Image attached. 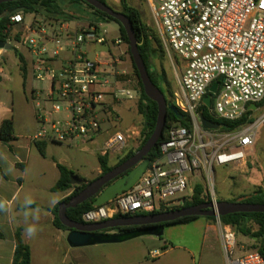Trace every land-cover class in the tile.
Here are the masks:
<instances>
[{"label":"built area","instance_id":"2783aa9c","mask_svg":"<svg viewBox=\"0 0 264 264\" xmlns=\"http://www.w3.org/2000/svg\"><path fill=\"white\" fill-rule=\"evenodd\" d=\"M144 1L162 48L180 63L172 101L190 118L191 127L171 126L159 146V157L128 190L84 213L83 224L173 211L191 200L195 190L192 180L202 175L214 193V167L244 165L256 129L264 127V104L260 105L264 100V0ZM67 14L72 19L76 15ZM41 18L33 16L31 22H25L22 13H15L5 31V43L26 49L38 66L35 79L48 84L50 109L37 115L38 129L31 140L69 147L93 141L108 119L118 120L116 103L140 98L132 81L125 79L123 51L119 49L122 40H111L105 21H95L90 15L81 14L83 23L72 31L68 22L49 21L55 23L51 28L39 24ZM96 46L107 51L89 60V51L100 54ZM87 47L90 49L82 50ZM3 51L0 49V61ZM214 83L217 88L211 94ZM209 94L207 109L214 118L231 122L247 116L252 122L228 132L203 130L198 116ZM256 112L260 115L253 120ZM139 133L112 132L99 155L118 150ZM215 219L226 264H264L258 251L237 255L233 228ZM160 253L153 251L152 258Z\"/></svg>","mask_w":264,"mask_h":264},{"label":"crops","instance_id":"0c3cea01","mask_svg":"<svg viewBox=\"0 0 264 264\" xmlns=\"http://www.w3.org/2000/svg\"><path fill=\"white\" fill-rule=\"evenodd\" d=\"M106 2L109 6L119 4V0ZM78 15L81 14H76L71 22H68L67 27L70 31L79 28L83 23ZM114 24L105 21L103 25L107 29ZM117 35L110 39H116ZM5 51L7 50L4 49L3 52ZM23 51L27 65L24 83L29 79L37 82L34 76L38 67L36 61L26 49ZM3 52L2 58L5 55ZM124 69L127 70V66ZM0 70L2 81L5 74L4 66H0ZM44 84H46L44 95L42 90L34 88L33 85L29 89V98L34 107L30 118L24 126L22 125L23 128L19 126L15 117L9 115L11 113L0 116V124L4 119H12L16 138L9 145L0 143V264H12L17 231H20L23 242L29 247L30 264H226L217 226L214 221H209L205 217L170 225L178 227L175 232L172 230L167 232L163 227L160 237L133 236L111 244L70 246L67 242L69 231L53 225L52 209L69 196L71 191L51 190L59 179L57 165L69 168L62 163V159L52 157L55 172L51 178L46 179L38 162L39 159L41 161V158H45L48 144L57 147L61 145L45 142V155L41 156L31 140L38 129L37 115L50 109L46 102L48 84ZM2 106L3 102L0 99V107ZM30 205L37 207L24 209ZM106 233L115 234L117 231L108 230ZM145 241H155L158 245L149 248ZM153 251L161 253L158 257L152 258ZM241 252L237 251V255Z\"/></svg>","mask_w":264,"mask_h":264},{"label":"rangeland","instance_id":"374dc122","mask_svg":"<svg viewBox=\"0 0 264 264\" xmlns=\"http://www.w3.org/2000/svg\"><path fill=\"white\" fill-rule=\"evenodd\" d=\"M128 5L136 8L141 16L142 21L146 24V26L153 30L154 37L158 39V36L154 30V24L148 7L144 0H127ZM115 11L120 12V5L111 6ZM25 22H31L33 19L32 15H24ZM42 21L39 24H44L47 26H51L53 28L55 23H50L49 21H45L41 18ZM117 24L115 23L112 26H109L106 30L108 32L109 38H115L117 33V38H120L119 31H117ZM11 38L14 37V33ZM122 40V39H121ZM155 46V45H154ZM15 49H10L3 52L4 58L0 61V66H4L5 74L3 75V79L0 83V99L3 102V106L0 107V116L2 114H9L16 118L17 123L21 128L22 125L27 122L30 118V114L32 113L34 103L30 101L29 98V89L31 85L34 88L42 90V94H45V85L41 82H36L35 80L29 79L24 83L20 72V63L16 57V53L18 52L23 57L24 48L22 47H14ZM97 56L92 51H89L86 57L89 60H94L98 56H102L103 53L107 51L106 48L96 46ZM158 50V56L156 59L151 62V69L157 74H161L164 76L166 85L168 90L173 92L177 89V81L180 74V63L171 59L162 48V45L159 46L156 43V47ZM90 48H82V50H89ZM120 50L123 51L121 55L122 66H127V75L125 79H130L132 81V87L140 93V88L138 86V81L136 76L133 73V68L131 64V60L127 51V45L122 41V44L119 47ZM69 54L66 55L68 57ZM26 62V61H25ZM123 67V68H124ZM173 98V95H172ZM138 100H123L119 103H116L115 106V114L117 119H108V122L102 125V133L96 137L93 141H89L87 143L76 142L73 147H66L61 145L60 147L52 146L48 144V151L46 150L45 158L39 159L40 168L42 169V175L49 179L52 177L55 170L52 167V157L56 159H62V163L67 165V167L72 170L78 178L84 181H92L96 179L100 175V169L98 167L97 155H99V151L103 149V143L114 131H119L124 133L126 130H133L134 132L140 130L141 118L137 114L136 105ZM260 112H256L253 114V120L258 118ZM199 123V122H198ZM200 126V124H199ZM256 138L252 148L248 151V155L246 157V163L244 165L240 164H230L228 166H215L212 174V178L214 180V193L210 192L209 185L206 181L205 176L202 175L201 178H194L192 180V184H195L202 187V193L200 194V198L204 200L205 203H209L211 201L219 202V201H231L237 200L239 201L242 197H245L249 194L254 193L257 190H264V127L260 126L256 129ZM141 140L140 133L135 135L133 140H129L126 144L121 146L118 150L108 153V164L113 167L117 164V162L125 157L129 152H135ZM39 157H37L38 159ZM35 171H32L34 173ZM127 181V177L119 178L116 180L115 186L113 182L111 185L104 189V192L101 196L96 197L95 204L102 203L106 200V198L110 197V194L113 192L118 193V188L125 185ZM194 187V189H195ZM102 193V192H101ZM112 197V196H111ZM216 222V219L215 221ZM178 227L165 226V230L176 231ZM253 230H256V226H252ZM146 238L144 236H140L138 238ZM146 240V239H144ZM156 240V239H155ZM236 250L242 251L241 253L247 251H257L255 246L256 242L254 239H250L248 237H242L236 235ZM140 242V241H138ZM150 241H145L147 247H156L158 243H154ZM108 246V245H106ZM240 253V254H241ZM239 254V255H240Z\"/></svg>","mask_w":264,"mask_h":264},{"label":"trees","instance_id":"16d2710c","mask_svg":"<svg viewBox=\"0 0 264 264\" xmlns=\"http://www.w3.org/2000/svg\"><path fill=\"white\" fill-rule=\"evenodd\" d=\"M99 1L108 5L106 0H99ZM119 5L121 7L120 12L124 14L132 24L134 34L137 40L138 51L144 62L145 68L147 70L151 82L154 84L155 87H157L161 91L166 102L174 106L172 101L173 92L168 90L164 76L161 74H157L151 69L152 60L156 59L158 56V50L155 48L156 43L157 45L161 46V42L156 29L154 28L155 33L158 36V39L154 37L153 30L148 28L146 24L142 21L139 11L136 8L128 5L127 0H119ZM19 12L22 13L23 15L28 14L35 17L40 16L45 21H56V22L71 21L72 16L67 13H72L73 15L85 14V15H90L92 19L95 21L114 22L118 25L119 35L122 41H124V43L127 45V51L131 60L133 73L137 78L138 86L140 88V98L136 105L137 114L141 118V124H140L141 140L136 149V151H138L145 144V142L148 140V138L150 137V135L154 130L156 124V118H157V105L155 102L150 100L143 92L142 84L139 80L138 73L134 67L130 55L128 40L123 27L115 19L109 17L105 13L95 10L93 7L85 3L83 0H19V1L6 2L0 4V42H4V43L6 42V38L8 34H6L5 31H6V26L9 23V17ZM6 13H8L9 15L6 16L5 15ZM15 53L18 62L21 65L20 72L22 78L23 80H25L26 66H27L26 62L22 57V55H20L18 52ZM0 81H1V77H0ZM263 104H264V100L260 105ZM178 112L181 115L180 117L176 116L170 111H167L166 123L163 130V134L161 138L158 140L156 147L152 149L143 159V161L139 164V166L141 167L140 172L136 175L137 172H135L132 169L119 177V178H123L125 176L132 175L127 178V181L125 183L127 187L123 189L121 192L128 190L139 179L141 174L150 165V163L159 157V146L163 141L166 140L167 130L171 126L181 125L186 128L191 127L190 118L186 114L180 112L179 110ZM199 114H202L206 119L219 124L221 126L219 131L221 132L234 131L240 128L241 126H243L244 124L252 122V118H248L247 116L243 117L238 121H231V122L223 121L214 118L206 107L200 108ZM15 140L16 138L14 136V127H13L12 119L11 118L4 119L0 124V143L9 145L11 142ZM33 144L38 150L39 154L41 156H44L46 143L39 141V142H33ZM135 152H129L125 157L120 159L115 166H118L119 164L129 159L131 156H133ZM97 162H98V167L100 169V175L109 172L112 168L115 167V166L113 167L109 166L107 155L105 156L97 155ZM57 169L59 172V179L57 180V182L55 183V185L52 187L51 190L53 192L71 191L69 196H67L61 202H67L71 197L78 194L89 182H91V181L87 182L81 179L83 181L82 184L77 185L74 183L73 180V177L75 176L74 172L61 165H57ZM119 178L110 182L106 187L111 185ZM131 178L132 179L135 178L133 182H130ZM201 193H202V187L197 185L195 187L194 195L192 196L191 200L185 202L181 207L177 209L205 204L204 200L200 198ZM95 201H96V197H93L90 200L78 205L75 208L67 209L66 210L67 217L73 222L83 223L82 215L87 211L91 210L92 207L96 205ZM227 202H242V203L264 205V190H257L252 194L242 197L239 201L231 200ZM59 204H57L52 209V214L54 217L53 225L58 229L69 231V229L63 226L58 219L57 213H58ZM32 207H37V205L25 206L24 209H28ZM154 213H163V211H157ZM142 215L144 214L135 215V216H142ZM197 218L199 217H195V216L183 217L172 222L163 223L161 225L165 227L170 225L187 223L194 221ZM205 218L209 221H215L214 217H205ZM219 219L222 224L230 225L233 228L236 235L254 239L256 242V246H255L256 250L264 258V213H234L225 216H220ZM252 226H256V230H253ZM149 227L152 226H131V227L114 228L112 230H116L118 233L123 234L125 236L133 237L135 236L136 233ZM106 231L108 230H104L102 231V233ZM15 240H16V245H15L12 264H30L31 261L30 250L29 247L23 242L20 231H17L15 233Z\"/></svg>","mask_w":264,"mask_h":264},{"label":"water","instance_id":"95a60500","mask_svg":"<svg viewBox=\"0 0 264 264\" xmlns=\"http://www.w3.org/2000/svg\"><path fill=\"white\" fill-rule=\"evenodd\" d=\"M19 0H0V4L6 2H13ZM85 3L93 7L95 10L105 13L109 17L115 19L124 29L127 40L130 55L134 64V67L138 73L139 80L142 84L144 94L157 105V118L154 130L145 144L136 151L133 156L112 168L109 172L100 175L96 179L89 182L78 194L71 197L67 202H61L58 205V219L60 223L69 229L67 236V242L72 247H83L92 246L99 244H111L120 242L129 236H125L120 233L108 234L106 232L102 233L104 230H112L114 228L121 227H131V226H152L141 230L136 233L135 236L141 235H151L155 237H160L163 232V226L161 224L172 222L183 217H214L219 218L220 216H225L234 213H264V205L262 204H250L242 202H209L201 204L198 206L181 208L173 211L154 213L142 216H131V217H119L112 220H106L103 222L93 223V224H83L71 221L67 215L66 210L70 208H75L78 205L90 200L93 197L101 196L104 192L106 186L119 178L121 175L125 174L129 170H134L136 175L140 172L141 167L139 164L147 156V154L156 147L158 140L163 134V130L166 123L167 111L172 112L176 116L180 117L178 110L167 103L161 91L154 86L151 82L147 70L145 68L144 62L138 51L137 40L134 34V30L131 22L127 17L121 12L115 11L105 3L99 0H83ZM6 16L9 14L6 13ZM0 49L10 50L11 46L7 43L0 42ZM217 84L214 83L209 91L210 93H215ZM211 95H207L203 99V103L206 108L210 107ZM256 106L251 105L250 109L255 110ZM199 123L203 130H219L220 125L206 119L202 114H199ZM132 176V175H130ZM125 176V177H130ZM135 178H131L130 182H133ZM74 183L77 185L82 184V180L77 176L73 177ZM116 182L113 186H115ZM130 184V183H129ZM127 185L118 188V193L110 194V197L102 203H97L96 205H103L111 199L115 198L117 195L122 193L121 191L125 189ZM102 192V193H101ZM112 196V197H111Z\"/></svg>","mask_w":264,"mask_h":264}]
</instances>
